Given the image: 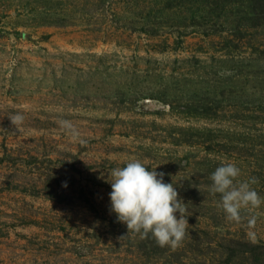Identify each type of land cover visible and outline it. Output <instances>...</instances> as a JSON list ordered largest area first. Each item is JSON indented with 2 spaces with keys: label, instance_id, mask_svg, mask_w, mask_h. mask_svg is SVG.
Instances as JSON below:
<instances>
[{
  "label": "rangeland",
  "instance_id": "374dc122",
  "mask_svg": "<svg viewBox=\"0 0 264 264\" xmlns=\"http://www.w3.org/2000/svg\"><path fill=\"white\" fill-rule=\"evenodd\" d=\"M131 160L187 204L176 249L110 211ZM222 162L264 197V0H0V264H264V204L231 222L209 192Z\"/></svg>",
  "mask_w": 264,
  "mask_h": 264
},
{
  "label": "clouds",
  "instance_id": "9594fccd",
  "mask_svg": "<svg viewBox=\"0 0 264 264\" xmlns=\"http://www.w3.org/2000/svg\"><path fill=\"white\" fill-rule=\"evenodd\" d=\"M9 119L19 129L24 117L17 113ZM59 123L73 139L79 137L71 121ZM155 169L149 170L139 160L112 169L108 174L111 179L107 181L112 189L110 211L116 214L118 222L126 225L127 234H138L141 239H153L159 247L176 249L188 234L187 204L178 198L174 183H165V174ZM240 175L241 170L234 163L222 162L211 174L209 188L212 195L219 194L217 206L223 210L226 219L237 223L242 220L243 211L258 209L264 204V197L252 187L258 183L257 178L239 180ZM250 238L254 240L255 234L250 233Z\"/></svg>",
  "mask_w": 264,
  "mask_h": 264
}]
</instances>
